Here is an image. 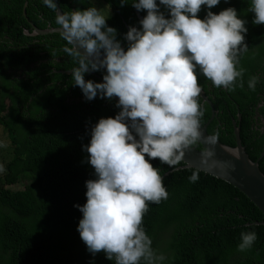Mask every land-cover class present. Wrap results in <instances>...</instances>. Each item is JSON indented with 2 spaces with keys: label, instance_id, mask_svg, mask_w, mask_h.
<instances>
[{
  "label": "trees",
  "instance_id": "16d2710c",
  "mask_svg": "<svg viewBox=\"0 0 264 264\" xmlns=\"http://www.w3.org/2000/svg\"><path fill=\"white\" fill-rule=\"evenodd\" d=\"M104 1L112 9L107 25L117 30V39L122 40L129 26L139 27L132 0L123 7L120 0ZM56 3L64 12L94 7L90 0ZM250 4L251 0H221L211 9L218 14L234 7L239 18L247 21L249 48L238 64L244 69L243 87L237 81L229 92L198 76L218 112L207 132H218L217 140L233 148V120L239 127L245 124L249 105L258 101L256 95L264 87V78L258 76H264V25L252 23ZM205 15L202 6L198 16ZM54 17L41 0H0V127L10 147L0 165V264H115L103 252L93 257L86 250L77 231L82 214L74 205L86 202L85 181L94 179L82 151L90 140L87 131L99 118L114 117L118 109L115 101L99 97L77 107L70 105L69 91L84 97L72 85L71 74L65 73L78 66L63 51L65 42L59 34L25 35L33 27L57 28ZM95 73L102 77L101 72ZM250 76L260 78L255 90L247 87ZM92 77L86 74L85 79ZM198 102L203 126L212 111L200 96ZM191 147L201 149L198 144ZM150 162L160 169L168 197L159 204L149 203L143 227L152 248L166 256L164 264H264V216L243 193L201 171L191 183L188 177L195 169L173 171L158 159ZM182 165L179 161L174 169ZM246 231H255L257 239L252 248L240 252V233Z\"/></svg>",
  "mask_w": 264,
  "mask_h": 264
},
{
  "label": "clouds",
  "instance_id": "9594fccd",
  "mask_svg": "<svg viewBox=\"0 0 264 264\" xmlns=\"http://www.w3.org/2000/svg\"><path fill=\"white\" fill-rule=\"evenodd\" d=\"M41 2L55 13L63 51L78 65L71 70L72 85L86 101L99 97L115 101L118 109L90 126V140L82 146L94 179L85 181L86 202L74 205L82 214L80 239L93 257L103 252L115 264H164L166 256L152 248L143 227L149 203L168 197L160 169L150 161L174 170L199 142L209 146L202 163L215 156L219 133L205 135L201 129L198 76L229 92L237 81L243 87L238 64L249 48L247 21L234 7L211 11L221 0H132L131 7L146 14L121 40L96 7L64 12L56 0ZM248 11L253 24L264 25V0H251ZM93 72H101L102 82L85 79ZM259 80L250 76L249 90ZM198 179V170L188 177L191 183ZM256 239L255 231L241 232L237 250L252 248Z\"/></svg>",
  "mask_w": 264,
  "mask_h": 264
},
{
  "label": "water",
  "instance_id": "95a60500",
  "mask_svg": "<svg viewBox=\"0 0 264 264\" xmlns=\"http://www.w3.org/2000/svg\"><path fill=\"white\" fill-rule=\"evenodd\" d=\"M27 5L28 3L26 2L24 5V15H26ZM58 9L61 11L59 7ZM136 14L139 20L143 18L137 10ZM49 34L59 33L56 31V28L40 30L35 27H33L32 33L28 31L25 32V35L30 37L45 36ZM65 73L70 75L71 71ZM96 78L99 82H102L101 78L98 76H96ZM200 98L204 103L211 106L213 112L211 120H213L215 110L203 90L201 91ZM208 125L209 123L201 126L205 135H209L207 132ZM234 133L236 137L234 148L217 140V144L215 146V156L204 164L202 163L201 153L209 146L203 142H199L197 144L200 145L201 149L191 147L189 150H186L184 158L180 161L183 165L173 171L181 169H195L207 175L214 176L217 179H221L243 193L264 216V174L259 169L258 164L249 158L242 146L238 127H235ZM170 172H167L165 176H167ZM261 224H264V222Z\"/></svg>",
  "mask_w": 264,
  "mask_h": 264
},
{
  "label": "flooded vegetation",
  "instance_id": "af4514ba",
  "mask_svg": "<svg viewBox=\"0 0 264 264\" xmlns=\"http://www.w3.org/2000/svg\"><path fill=\"white\" fill-rule=\"evenodd\" d=\"M111 11H112V9H111ZM122 46H124V45H122ZM55 59L58 62H61V60L59 58H55ZM44 63H46V61ZM90 75L93 76L91 80H93L95 82H99V80L96 78V76H98L99 78L102 79V77L100 75L96 74L95 72L90 73ZM258 76H260L261 79L264 78V76H261V74H258ZM69 94H71V95H70L68 101H70L71 106L77 107L78 104H80V103L85 104L87 102L84 98H81L79 96H74L71 93V91H69ZM256 96H257L258 101H256L255 103L252 102L249 105V118L247 119V121H245V124L242 125L243 130H242V126L239 127L236 125L235 120H233L232 123H233V127H234V132H235V127H238V129H239V135H240L241 143H242V146L244 147L246 153L255 159V163H257L259 168L264 172V87L261 91H259L257 93ZM211 103L213 105V109L215 110L214 102H211ZM211 111H212V108H211ZM217 113H218L217 110H215L214 117L217 115ZM211 118H212V116H211ZM237 119L241 120L240 114L238 115ZM212 121L213 120L210 119L208 121V123L210 124V122H212ZM234 132H233V134L235 137ZM244 138H245V140H244ZM235 143H236V137H235Z\"/></svg>",
  "mask_w": 264,
  "mask_h": 264
},
{
  "label": "rangeland",
  "instance_id": "374dc122",
  "mask_svg": "<svg viewBox=\"0 0 264 264\" xmlns=\"http://www.w3.org/2000/svg\"><path fill=\"white\" fill-rule=\"evenodd\" d=\"M93 2L94 7L99 9L101 13L106 17L109 18L112 15L111 9L108 7V5L105 3L104 0H90ZM0 142L4 144L3 147H0V152L3 153L4 155H0V165L3 163L4 158H7L6 153L10 151L9 143L7 141V137L5 136L2 128L0 127ZM13 189H22L20 186H15Z\"/></svg>",
  "mask_w": 264,
  "mask_h": 264
}]
</instances>
